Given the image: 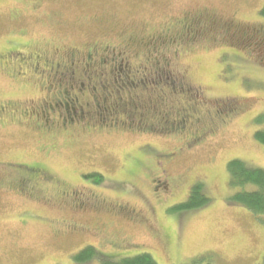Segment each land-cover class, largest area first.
I'll list each match as a JSON object with an SVG mask.
<instances>
[{"label": "rangeland", "instance_id": "374dc122", "mask_svg": "<svg viewBox=\"0 0 264 264\" xmlns=\"http://www.w3.org/2000/svg\"><path fill=\"white\" fill-rule=\"evenodd\" d=\"M263 6L264 0H0V55L14 46L58 60L64 47L81 50L96 42L111 43L129 55L146 53L150 36L176 32L178 21L189 15L216 18L219 28L222 23L233 25L239 37L232 42L230 37L205 39L180 52L174 63L202 91L197 98L200 117L207 104L216 107L231 98L241 104L201 143L184 150L192 137L146 133L135 122L140 114L149 122L169 109L174 115L183 105L179 99L127 93L102 82L96 89L113 93L98 95L96 106L87 89H81L82 98L90 101L84 123L76 120L63 129L58 120V127L48 130L40 125L44 118L37 112L30 119L20 118L22 109H39L46 98L41 78L15 77L0 62V102L14 112L0 118V264H101L98 259L75 261L74 255L88 245L114 259L150 253L158 264L198 259L201 264H263L264 223L231 200L240 188L230 184L228 173L233 159L264 169V144L255 137L264 129V46L249 48L258 39L245 35L247 28L251 32L264 25ZM128 43L133 46L128 48ZM124 73L125 68L119 75ZM113 76L118 79L116 71ZM72 113L71 105L68 114ZM115 118L130 126L108 128ZM203 119V126L210 124V118ZM180 148L182 153L173 161L164 162L171 178L168 190L156 195L153 178L159 165L152 166L154 159ZM31 165L43 176L28 174L33 178L18 186L21 166ZM93 173L104 176L101 183L90 177ZM197 183L204 185L210 201L172 211L188 201ZM65 187L88 192L94 200L84 204L100 210L77 209L62 193ZM121 205L129 214L114 211Z\"/></svg>", "mask_w": 264, "mask_h": 264}, {"label": "flooded vegetation", "instance_id": "af4514ba", "mask_svg": "<svg viewBox=\"0 0 264 264\" xmlns=\"http://www.w3.org/2000/svg\"><path fill=\"white\" fill-rule=\"evenodd\" d=\"M178 23L179 29L176 32L167 31L161 35L150 36L149 40L144 44V46L148 48V50L146 48V53L132 51V54L129 55L124 49L122 50V48L118 46L115 47L111 43L96 42L92 46L89 45L81 50L75 47H64L60 50L59 59L54 60V58L50 59L45 57L37 50L24 51L20 49V47L14 46L8 48L0 55V62L10 71V74L26 80L30 75L36 78L39 76L41 78L42 88L47 93L46 98L43 97L44 100H41L40 105L37 106L40 107L39 109H33L32 112L27 109H22L24 111L22 115H20V118H31L33 115L32 113L37 112L36 115L39 119L44 118V123H40V125L48 130L56 128L58 120H61L62 125H64L63 129L74 126L76 120L84 123L83 121L86 117L85 109H90V101L86 100V98H82L81 89H87L88 97H90L96 106L98 95L100 97H106L113 93L111 90H106V88V91L103 90L102 87L100 88L102 89L101 92L96 89L98 85L104 82V86L106 87L112 84L113 86L117 85L118 88L127 91V93L129 91H143L144 94H157L159 98L179 99L183 105L176 108V111L174 110V115L172 114V110L169 109L159 120L149 122L145 121L140 114L137 119H135L136 127L139 128L138 126L141 125L144 127L141 131L150 134L159 131L166 132V134H185L188 135L189 138L192 137L193 139L190 144H184V150L189 148L194 142L195 145H198L212 133L214 129L213 126L217 122H226L229 114L236 113L237 110L241 108V104L236 100L233 101L232 98L220 101L222 109L218 108L220 105L213 107V105L207 104L202 107L203 114L202 117H200L201 112L199 111L200 107H198L199 101L197 98L200 97L199 92L201 90L199 88L198 91L188 82L185 75L186 70L181 71L178 69L174 61L178 59L181 54L180 52H187L190 50L191 46L203 44L205 39L209 38L208 40L217 41V39L224 40L230 37L231 39L229 41L232 42V39L238 38L239 34L238 29L230 24L219 23L221 26V28H219L217 26V19L213 17L206 18L189 15L180 19ZM248 30L250 29H246L245 33H248L245 35H249L250 39H258L254 44L249 43V48L253 46L257 47L258 45L264 46V25L254 27L251 32ZM132 46L133 44L128 43V48ZM188 47L189 49L187 50ZM116 52H118V54ZM109 53L114 55L106 57L105 55ZM116 57H118L119 60ZM123 68H125V73L119 75ZM114 71L118 73V79L116 80L115 76H113ZM160 73L173 76L175 81H163V86L157 85L154 79L162 78ZM129 79L138 82V87H136L137 90L133 89L131 91ZM145 80H148V83L145 82ZM118 88L116 89L117 91ZM117 91L114 93L117 94ZM180 92L184 93L180 94ZM87 95H85V97H87ZM226 101H229L230 105H227ZM71 105L73 113L70 116L68 111ZM107 111H110L109 107H107ZM6 113L10 116L14 114L7 104L0 102V118ZM196 114L199 115L197 116ZM98 115L99 114L96 112L95 116L98 117ZM53 116H55V119ZM128 116H126V122H128ZM204 116L210 118L208 120L210 124H206L205 126H203L205 122L203 119ZM98 121L101 122V124L103 123V120L100 118H98ZM113 121L114 123L109 124L108 128H120V124L126 123L122 122L123 120L121 118L119 120L115 118ZM126 125L128 127L130 126L129 123H126ZM181 150L182 148L175 152L160 153L159 156L154 159L152 166L157 167L159 165V169L156 171L157 174L153 178V191L156 195L160 190L167 191L169 185L168 181L171 180L167 174V169L164 168V162L173 161L178 154L182 153ZM35 165H31V167L27 166L26 169L21 166L24 173L20 177L21 182L17 183L18 186L19 184L23 186L25 183L24 180H31L33 177L41 178L43 176V174H41V169ZM152 166L151 168H153ZM28 174L33 175V177H29ZM62 193L71 198L74 205L78 206L77 209L85 210L93 208L92 210L95 211L100 210L97 205L84 204L85 200L90 202V200H94V197L82 189H69L65 187ZM115 210L118 214H129L128 211H126V207L122 205L115 206L114 211Z\"/></svg>", "mask_w": 264, "mask_h": 264}, {"label": "trees", "instance_id": "16d2710c", "mask_svg": "<svg viewBox=\"0 0 264 264\" xmlns=\"http://www.w3.org/2000/svg\"><path fill=\"white\" fill-rule=\"evenodd\" d=\"M260 15L264 17V6L260 10ZM129 80L131 91L133 89L137 90L138 82L133 79ZM154 80L157 85L163 86V81L167 82L168 78L162 77ZM145 82L148 83V80H145ZM255 137L264 144V129L256 131ZM228 173L230 175V184L233 187L240 188L239 191L232 195L231 200L252 211L264 223V169L252 167L241 159H233L228 162ZM90 177H93L96 183H101L104 179L101 173H93ZM252 185L256 186V188H248V186ZM203 187L204 185L202 183L194 185L188 201L178 204L171 210L193 209L206 205L210 201V198L204 193ZM113 257L101 253L91 245L86 246L74 255L77 263H88L93 259H98L101 264H158L152 254L146 252L135 256L121 257L119 259H114ZM200 262L201 260L198 259L190 264H201Z\"/></svg>", "mask_w": 264, "mask_h": 264}]
</instances>
